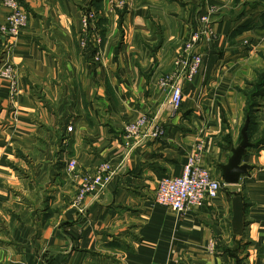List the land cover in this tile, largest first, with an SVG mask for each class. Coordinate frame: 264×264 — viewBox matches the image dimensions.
<instances>
[{"label":"crops","instance_id":"crops-1","mask_svg":"<svg viewBox=\"0 0 264 264\" xmlns=\"http://www.w3.org/2000/svg\"><path fill=\"white\" fill-rule=\"evenodd\" d=\"M17 1L27 25L0 38V68L9 61L17 81L12 97L0 80V264H264V97L248 126L247 174L227 185L220 171L264 73L263 0ZM85 11L97 18L82 49ZM6 14L0 3V24ZM193 34L202 66L174 111L159 81ZM144 116L163 138L125 137ZM193 155L220 191L178 216L154 193ZM103 163L111 181L79 212V182Z\"/></svg>","mask_w":264,"mask_h":264},{"label":"built area","instance_id":"built-area-1","mask_svg":"<svg viewBox=\"0 0 264 264\" xmlns=\"http://www.w3.org/2000/svg\"><path fill=\"white\" fill-rule=\"evenodd\" d=\"M7 10L3 24H0V38L14 39L26 27L28 16L17 0H0ZM215 12V7H206L204 15L199 19L203 33H210L208 17ZM93 11H85L81 16V31L79 46L85 49L90 42V29L96 21ZM199 34H193L186 42L182 56L173 63L172 71L164 75L159 85L169 90V99L174 111H178L182 105V87L184 84H192L200 74L203 53L199 49ZM99 41L97 38L94 42ZM98 59V58H96ZM0 80L9 85L10 94L15 97L17 81L14 67L8 61L0 68ZM148 119L140 117L124 128L126 138L137 141L139 138L157 140L163 138L165 131L162 126L149 127ZM67 131H71L68 128ZM76 162L71 160L67 164L68 172L76 169ZM113 170L107 163L100 164L93 175L81 178L74 206L82 212V202L88 196L105 187L113 176ZM220 191V183L213 179L210 172L198 164L196 155L188 158L182 172L177 177H167L159 181L154 193L153 202L170 209L178 216L186 213H194L201 209L206 201L215 200ZM213 245L209 246V251Z\"/></svg>","mask_w":264,"mask_h":264},{"label":"water","instance_id":"water-1","mask_svg":"<svg viewBox=\"0 0 264 264\" xmlns=\"http://www.w3.org/2000/svg\"><path fill=\"white\" fill-rule=\"evenodd\" d=\"M248 126L249 121L245 120L240 131L241 139L238 146L231 150V157L229 158L227 164L220 167L223 181L227 185L237 184L240 177L245 176L249 170L248 166L241 164L246 150L250 148V143L247 136Z\"/></svg>","mask_w":264,"mask_h":264},{"label":"trees","instance_id":"trees-1","mask_svg":"<svg viewBox=\"0 0 264 264\" xmlns=\"http://www.w3.org/2000/svg\"><path fill=\"white\" fill-rule=\"evenodd\" d=\"M262 8L264 9V0L261 1ZM246 110H245V120L249 121V126L251 125L254 117L255 111L259 107L258 98L264 97V73H258L257 81L252 84L250 90L246 91ZM249 128V127H248ZM248 135V130H247Z\"/></svg>","mask_w":264,"mask_h":264},{"label":"bare ground","instance_id":"bare-ground-1","mask_svg":"<svg viewBox=\"0 0 264 264\" xmlns=\"http://www.w3.org/2000/svg\"><path fill=\"white\" fill-rule=\"evenodd\" d=\"M104 188V187H103ZM103 188H101V189H103ZM101 189H99V190H101Z\"/></svg>","mask_w":264,"mask_h":264}]
</instances>
